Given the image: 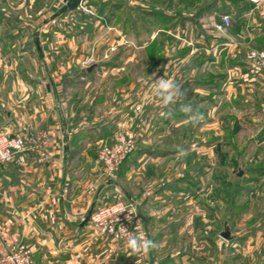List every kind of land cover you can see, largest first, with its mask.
<instances>
[{
	"label": "rangeland",
	"instance_id": "374dc122",
	"mask_svg": "<svg viewBox=\"0 0 264 264\" xmlns=\"http://www.w3.org/2000/svg\"><path fill=\"white\" fill-rule=\"evenodd\" d=\"M65 1L0 0V127L44 130L20 117L33 112L20 102L34 92L46 102L49 85L61 127L82 129L71 142L96 173L83 182L94 180L87 213L92 201H131L130 236L159 244L106 251L102 264H264V62L250 56L264 53V0H87L53 17ZM104 1L111 20L98 17ZM136 4L161 15H138ZM224 14L231 25L218 30ZM163 77L182 83L183 101L162 104ZM122 129L136 149L108 174L98 153Z\"/></svg>",
	"mask_w": 264,
	"mask_h": 264
},
{
	"label": "crops",
	"instance_id": "0c3cea01",
	"mask_svg": "<svg viewBox=\"0 0 264 264\" xmlns=\"http://www.w3.org/2000/svg\"><path fill=\"white\" fill-rule=\"evenodd\" d=\"M83 3L88 7L87 0ZM106 4L104 1L98 8V17L105 15L111 20L112 12L103 10ZM129 8L137 10L138 15H148L140 4ZM154 16L157 20V15ZM114 65L109 63L106 68L113 69ZM100 67L97 64V68ZM33 89L32 92L36 91ZM47 92V101L42 103L35 92L22 96L21 106L30 103L33 112L20 117L51 134L52 158L46 162L32 157L24 164H0V256L23 242L31 247L42 264H102L101 259L111 257L104 254L106 251L124 248L126 244L94 237L90 221L83 224L87 215L84 205L87 198H92L90 191L94 182L83 184L84 178L87 175L95 178L96 173L93 175L95 171L91 168L90 158H80L76 152L78 144L71 142L72 138H78L82 129L70 127L72 121L61 127L49 88ZM13 112L10 116H19L15 109ZM84 119L86 116L81 123Z\"/></svg>",
	"mask_w": 264,
	"mask_h": 264
},
{
	"label": "built area",
	"instance_id": "2783aa9c",
	"mask_svg": "<svg viewBox=\"0 0 264 264\" xmlns=\"http://www.w3.org/2000/svg\"><path fill=\"white\" fill-rule=\"evenodd\" d=\"M83 1L81 0L80 6L83 5ZM230 25V15L224 14L216 28L225 30ZM250 56L257 57L264 62V53L252 52ZM135 149L134 135L122 129L113 143H104L101 146L98 157L103 162L106 172L112 174ZM52 152L51 136L46 130H38L27 124L21 125L17 130L0 127V164H24L32 157L39 162H46L52 157ZM106 200L93 209L90 222L96 230L112 239L128 238L138 214L135 204L124 199L109 200L107 197ZM0 264L42 263L35 258L29 245L19 242L13 249L0 256Z\"/></svg>",
	"mask_w": 264,
	"mask_h": 264
},
{
	"label": "clouds",
	"instance_id": "9594fccd",
	"mask_svg": "<svg viewBox=\"0 0 264 264\" xmlns=\"http://www.w3.org/2000/svg\"><path fill=\"white\" fill-rule=\"evenodd\" d=\"M154 88L155 95L159 97L165 107L177 101H183L186 95L185 91L182 90V83L174 78H160L154 82ZM181 111L186 114L192 113L191 104L181 103ZM189 119L193 123H199L203 120V116L199 113H195L190 115ZM179 154L181 156L186 155L183 149H180ZM136 223L140 225L142 221L137 220ZM126 246L132 254H148L151 250L159 248V244L149 239L144 233L129 236Z\"/></svg>",
	"mask_w": 264,
	"mask_h": 264
},
{
	"label": "water",
	"instance_id": "95a60500",
	"mask_svg": "<svg viewBox=\"0 0 264 264\" xmlns=\"http://www.w3.org/2000/svg\"><path fill=\"white\" fill-rule=\"evenodd\" d=\"M80 3H81V0H66L65 3L60 7V9L53 15V17L55 16H58L60 15L61 13H64L65 11L67 10H73V9H76L80 6ZM35 43H36V47H37V50L39 52V55L41 57H43L44 55V51H43V47L41 45V42H40V39H39V34L38 32L35 34ZM96 64H92L90 65L87 70L88 71H91L94 67H95ZM48 88H49V85H48ZM96 205V201H94L85 217V219L83 220V224L87 223L89 220H90V216L93 212V209ZM225 236H228L229 233L226 232L224 233Z\"/></svg>",
	"mask_w": 264,
	"mask_h": 264
},
{
	"label": "trees",
	"instance_id": "16d2710c",
	"mask_svg": "<svg viewBox=\"0 0 264 264\" xmlns=\"http://www.w3.org/2000/svg\"><path fill=\"white\" fill-rule=\"evenodd\" d=\"M147 12H148L149 14H152V15H161V12L158 11L157 9H155V8H151L150 10L147 9ZM90 72H92V71H89L88 73H90ZM125 161H126V160H125Z\"/></svg>",
	"mask_w": 264,
	"mask_h": 264
}]
</instances>
